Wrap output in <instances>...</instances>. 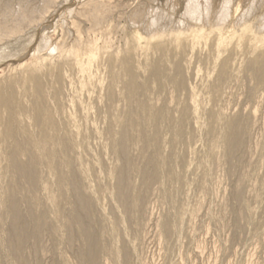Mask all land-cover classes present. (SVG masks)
Listing matches in <instances>:
<instances>
[{
    "label": "rangeland",
    "instance_id": "1",
    "mask_svg": "<svg viewBox=\"0 0 264 264\" xmlns=\"http://www.w3.org/2000/svg\"><path fill=\"white\" fill-rule=\"evenodd\" d=\"M42 1L0 0V8L17 9L20 3L39 8ZM94 3L102 16L90 20L83 11ZM257 61L264 65V0H56L43 18L3 37L1 191L24 184L9 169L15 149L10 132L19 129L25 144L30 137L49 141L34 158L38 180L32 210L53 231L45 230L38 244L29 242V259L80 264L84 241L78 235L69 238L60 211L75 208L72 188L67 186L61 197L56 183V165L60 168L64 157L51 160L59 142L70 143L72 173L96 204L91 226L110 250L100 264H264V76L257 81L250 68ZM157 66L164 72L158 78L153 73ZM129 70L136 76L133 98ZM36 80L43 82L40 112ZM20 108L31 122L14 119L12 125L9 115ZM158 111L163 118L156 117ZM140 117L147 124L134 131L136 138L147 133L156 139L146 147L140 141L133 146L139 165L153 147L172 150V122L183 118V145L174 150L168 170L178 171L182 184L171 189L174 203L158 183H151L141 214L129 225L112 196L124 165L111 152L115 136L107 130L112 126L118 133ZM231 119L239 121L242 137L233 161L227 157L223 128ZM143 179L138 172L131 174L133 186H141ZM6 202L0 198V263L14 264L6 240ZM113 217L120 239L111 238L101 225ZM166 221L178 231L167 235ZM125 249L128 260L118 255Z\"/></svg>",
    "mask_w": 264,
    "mask_h": 264
},
{
    "label": "bare ground",
    "instance_id": "2",
    "mask_svg": "<svg viewBox=\"0 0 264 264\" xmlns=\"http://www.w3.org/2000/svg\"><path fill=\"white\" fill-rule=\"evenodd\" d=\"M24 1V0H23ZM56 0H43L41 6L38 8L26 3H20L18 8L14 6H7L0 8V40L3 37H7L12 34L21 32L25 25L33 24L37 19L43 18L55 4ZM10 5V4H8ZM98 3L88 5L87 9L83 11L84 16L90 20H97L102 16L101 9ZM22 64V63H21ZM23 65H19L22 68ZM251 70L254 72V77L257 81L261 82L264 76V65L261 62H253L250 65ZM181 72V71H179ZM154 76L161 77L163 70L157 66V69L153 68ZM224 72H221L223 76ZM131 82L128 90L131 98L136 95L135 87V74L132 70H129ZM222 79V78H221ZM28 83V81H26ZM35 90L37 92L36 106L38 112L42 111L44 106L43 98V82L35 81ZM176 87L179 84L176 83ZM13 105H15V96L12 95ZM22 98L19 99V102ZM156 117L163 118L164 113L159 111ZM3 118V119H2ZM0 119L6 122L3 114L0 113ZM9 119L13 125V120H19L21 123L31 122V117L27 115L25 110L20 108L19 113L10 114ZM147 124L146 119L134 118L131 119L126 127L120 131L115 132L112 126L108 127L109 134H114L115 138L111 147L112 154H116L119 159L123 162L124 168L120 170L113 184L112 196L114 199L119 201L122 207V220L124 223H129L135 216H139L142 212V206L145 198V189L153 182L158 183L164 190L167 199L172 202H176V198L172 196L171 189L178 188L182 184V177L176 170H172L168 173L175 161V149L183 145V137L186 134V125L183 118L172 122L171 131L173 134L172 150L169 152H162L156 147L152 148L151 154L148 156L146 162L143 165H139L134 161L132 156V148L135 144L140 141L145 147L152 142L153 144L156 137L153 134L148 135L147 133L141 134V139H137L134 131L139 126H145ZM153 126V125H152ZM75 128H79V125L74 123ZM225 149L227 157L230 161L234 160V155L239 147L242 145V137L239 127V121L237 119H231L225 124ZM19 129H13L9 137L13 141L14 153L11 159L9 169L11 173L16 177L19 184L18 187H11L9 189L0 187V198L5 197L7 202V209H3V213L8 214L7 223L9 231L6 235L8 254L14 264H40L38 261H31L27 256V246L30 241L38 244L41 240L43 232L45 230L53 231L52 228H47V221L42 214H37L32 207L37 199L36 184L38 180L36 162H34L35 156L41 155L43 151L49 146V141H37L35 138L30 137V141L25 144L18 138ZM75 148L78 147V143L74 142ZM70 143L58 142V149L54 150L55 155L51 160L56 161L54 157L61 154L64 157L63 163L60 165L57 163L56 170L57 174V187L61 197L65 196L67 192V186L72 188V193L75 199V208L70 212L66 213V210L60 208L62 218L64 220V226L70 233V239L72 240L76 235L81 237L84 244L78 250V257L80 264H100V257L104 252H110L108 244H105L99 235L98 229L91 226V222L96 218L97 207L95 202L89 197H86L83 186L77 176L72 173L75 168L74 161L68 156ZM24 156V157H23ZM26 158V159H24ZM138 172L143 179L141 186H133L131 182V174ZM241 194L239 191L236 193V197L240 198ZM171 202V203H172ZM2 212V210L0 211ZM116 218L113 220L105 221L101 220L102 228H105L106 234L111 238L120 239L119 234L115 227ZM128 227V226H127ZM125 227V229L127 228ZM163 230L167 235L174 234L178 229H173L168 221L163 224ZM47 228V229H46ZM131 228V227H130ZM129 230V229H128ZM127 231V230H126ZM125 233V232H124ZM34 246V245H33ZM35 247V246H34ZM129 250L125 249L119 252L123 260H128ZM118 256L115 261L119 262ZM1 264V263H0ZM3 264V263H2Z\"/></svg>",
    "mask_w": 264,
    "mask_h": 264
}]
</instances>
